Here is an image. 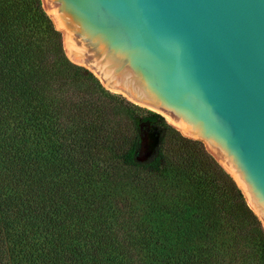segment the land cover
<instances>
[{
	"label": "trees",
	"instance_id": "16d2710c",
	"mask_svg": "<svg viewBox=\"0 0 264 264\" xmlns=\"http://www.w3.org/2000/svg\"><path fill=\"white\" fill-rule=\"evenodd\" d=\"M109 100L133 105L65 57L40 0H0V264H264L232 178L201 148L170 160L150 110L152 151L136 115L125 146Z\"/></svg>",
	"mask_w": 264,
	"mask_h": 264
},
{
	"label": "water",
	"instance_id": "95a60500",
	"mask_svg": "<svg viewBox=\"0 0 264 264\" xmlns=\"http://www.w3.org/2000/svg\"><path fill=\"white\" fill-rule=\"evenodd\" d=\"M65 57L200 140L264 232V0H40Z\"/></svg>",
	"mask_w": 264,
	"mask_h": 264
},
{
	"label": "rangeland",
	"instance_id": "374dc122",
	"mask_svg": "<svg viewBox=\"0 0 264 264\" xmlns=\"http://www.w3.org/2000/svg\"><path fill=\"white\" fill-rule=\"evenodd\" d=\"M132 104L133 105L125 106L115 100H109L104 104L105 115L108 122L117 127L119 140L123 141L125 146L128 145V143H130L134 137L135 125L133 123L134 120L132 119V115H136L138 117L136 118V128L141 133L140 153L142 154V156H146L152 151L155 144L158 142L160 133L152 124L141 119V117L145 115L146 110L148 109L134 103ZM163 118L164 121L168 124L169 129L163 134L162 144L164 151L172 152L170 153L171 155L168 157L170 160H175V156L179 151H181L182 153H187L190 150H198L199 148H201L207 155H209L215 161V163L222 169V171L225 172V170L216 162L213 156L207 151V149L204 147L203 143L200 140L191 139L181 135L171 124L166 121L165 117ZM178 135L186 139L194 140L195 143L191 144L189 142L181 141L179 140Z\"/></svg>",
	"mask_w": 264,
	"mask_h": 264
},
{
	"label": "bare ground",
	"instance_id": "6f19581e",
	"mask_svg": "<svg viewBox=\"0 0 264 264\" xmlns=\"http://www.w3.org/2000/svg\"><path fill=\"white\" fill-rule=\"evenodd\" d=\"M166 119V118H165ZM166 121L169 123V124H171L167 119H166ZM172 125V124H171ZM173 126V125H172Z\"/></svg>",
	"mask_w": 264,
	"mask_h": 264
}]
</instances>
